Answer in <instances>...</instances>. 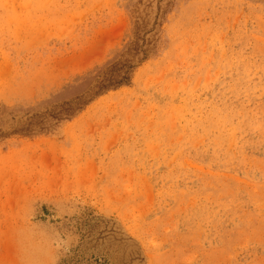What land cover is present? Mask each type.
Listing matches in <instances>:
<instances>
[{
  "label": "rangeland",
  "instance_id": "1",
  "mask_svg": "<svg viewBox=\"0 0 264 264\" xmlns=\"http://www.w3.org/2000/svg\"><path fill=\"white\" fill-rule=\"evenodd\" d=\"M0 264H264V0H0Z\"/></svg>",
  "mask_w": 264,
  "mask_h": 264
}]
</instances>
